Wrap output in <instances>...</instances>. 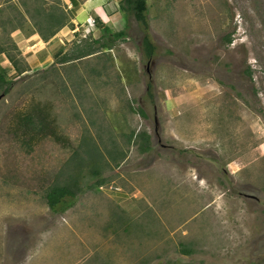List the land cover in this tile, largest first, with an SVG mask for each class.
I'll list each match as a JSON object with an SVG mask.
<instances>
[{
	"label": "rangeland",
	"instance_id": "1",
	"mask_svg": "<svg viewBox=\"0 0 264 264\" xmlns=\"http://www.w3.org/2000/svg\"><path fill=\"white\" fill-rule=\"evenodd\" d=\"M63 1L45 44L0 18V264H264V0H147L151 59L122 0Z\"/></svg>",
	"mask_w": 264,
	"mask_h": 264
},
{
	"label": "trees",
	"instance_id": "2",
	"mask_svg": "<svg viewBox=\"0 0 264 264\" xmlns=\"http://www.w3.org/2000/svg\"><path fill=\"white\" fill-rule=\"evenodd\" d=\"M121 10L127 16H133L143 31L142 47L148 59L153 58L156 52V46L151 39V27L148 17V1L147 0H122ZM1 23L3 27H10L9 33L20 29L28 30L31 34H38L44 42H49L65 27L75 29L73 23V15L67 9V5L63 0H5L0 7ZM126 27L121 31H113L108 25L98 20L97 28L101 30V37L94 39L92 42L100 49H112L118 42L128 37ZM12 48L17 46L12 39H9ZM227 43H232V38H227ZM98 49L90 44L83 45L76 50L72 56L65 55L59 63L64 64L73 60H79L87 56L96 54ZM2 52H7L10 61L16 69L22 73L19 60L12 55L8 48L3 47ZM10 83L0 72V90H7ZM150 88V86H149ZM139 114L146 116L143 110H138ZM141 140L140 146L143 152L151 150L150 136L142 132L138 136ZM103 183V182H101ZM100 183V184H101ZM75 184V182H73ZM101 186V185H100ZM77 196V188L72 185H54L46 193V200L49 208L55 212H65L70 207L69 201Z\"/></svg>",
	"mask_w": 264,
	"mask_h": 264
},
{
	"label": "crops",
	"instance_id": "3",
	"mask_svg": "<svg viewBox=\"0 0 264 264\" xmlns=\"http://www.w3.org/2000/svg\"><path fill=\"white\" fill-rule=\"evenodd\" d=\"M81 9H83L82 10V12L80 13V15H83L84 14V12H86V11H90L89 13H94V11L92 12V10L90 9H85V7H82ZM79 17V16H78ZM58 37H59V35H58ZM34 38V40H40L41 42H43L44 43V41L37 35V36H35V37H33ZM27 39L25 38V37H23V38H21V41H26ZM55 40V39H54ZM53 42V41H52ZM45 44V43H44ZM132 262H134V260H132Z\"/></svg>",
	"mask_w": 264,
	"mask_h": 264
}]
</instances>
